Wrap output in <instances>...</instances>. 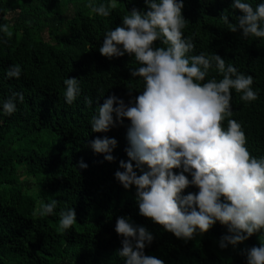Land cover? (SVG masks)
Instances as JSON below:
<instances>
[{"label":"trees","instance_id":"trees-1","mask_svg":"<svg viewBox=\"0 0 264 264\" xmlns=\"http://www.w3.org/2000/svg\"><path fill=\"white\" fill-rule=\"evenodd\" d=\"M183 15L188 21L184 35L193 36L195 50L219 54L240 72L254 78L258 99L245 102L242 93L232 90V116L242 124L247 148L264 157V38H242L231 32L220 19L225 13L231 23L242 15L231 8L233 0H183ZM253 8L261 0H247ZM88 0H0V100L22 92L24 102L12 115L0 112V264H124L116 255L122 237L115 231L118 217L126 216L146 227L155 237L145 253L165 264H247L246 252L259 247L264 230L237 246H219L225 225L217 222L206 233L183 240L166 231L151 218L140 215L136 187L125 189L115 178L120 161H128L127 126L107 133L91 130L90 119L96 108L113 94L125 103L143 91L142 78H133L131 68L140 64L134 56L109 59L99 52L104 34L121 25L132 9L145 10L144 0H115L111 15L91 12ZM108 0H96V4ZM154 47H165L160 41ZM20 64L19 79L8 78L6 70ZM81 81V96L65 103V78ZM221 79L215 69L207 79ZM206 82V81H205ZM99 98L97 104V97ZM85 97L93 104L89 107ZM227 126V119L223 122ZM30 146L15 147L32 133ZM108 136L118 141L105 160L91 142ZM42 148H36L37 145ZM81 160L88 165L80 168ZM135 168V162L133 161ZM142 174L140 169H135ZM147 171V166H144ZM179 173L181 169H174ZM186 175H189L185 173ZM189 179L191 176L189 175ZM189 186L183 195L196 193ZM57 200L56 214L33 215L41 201ZM223 199V198H222ZM74 208L77 222L66 231L59 229L61 209Z\"/></svg>","mask_w":264,"mask_h":264},{"label":"clouds","instance_id":"clouds-1","mask_svg":"<svg viewBox=\"0 0 264 264\" xmlns=\"http://www.w3.org/2000/svg\"><path fill=\"white\" fill-rule=\"evenodd\" d=\"M144 2L146 9L134 8L124 15L121 25L104 34L99 48L109 59L134 56L140 67L131 68L130 74L142 78L143 91L128 103L113 94L99 105L103 96L99 95L96 113L90 119L91 130L107 133L123 126L125 119L130 121L126 148L130 159L121 160L123 170L114 175L125 189L136 187L140 215L185 241L208 232L219 222L229 233L221 238L220 248L237 246L264 230V157L250 153L242 124L228 119L233 114L232 90L242 93V101L258 99L252 87L254 78L219 54L189 55L196 45L193 36L184 35L188 21L183 15V0ZM87 7L108 17L116 3L108 0L97 5L96 0H88ZM231 8L242 15L236 17L237 23L230 22L226 11L221 15L228 30L242 32L244 39L264 38V0L255 8L247 0H233ZM0 31L7 32L8 26L0 25ZM156 41L165 47H154ZM213 68L222 78L206 80ZM21 75L20 64L6 70L8 78L19 79ZM63 83L65 103L72 105L81 96V81L67 77ZM24 99L22 92H13L0 100V112L12 115ZM85 103L91 107L93 100L85 97ZM117 144L115 138L97 137L91 148L112 162L115 157L111 153ZM79 167L88 165L81 160ZM189 186L199 191L183 195ZM57 204L55 199L41 201L33 215H54ZM76 222L74 208L60 210L61 231L71 229ZM115 231L122 237L116 255L124 264H165L146 255L145 249L155 237L131 217H118ZM246 256L247 264H264V239L259 247L248 249Z\"/></svg>","mask_w":264,"mask_h":264},{"label":"rangeland","instance_id":"rangeland-1","mask_svg":"<svg viewBox=\"0 0 264 264\" xmlns=\"http://www.w3.org/2000/svg\"><path fill=\"white\" fill-rule=\"evenodd\" d=\"M37 133H32L30 136H28L26 139H24L23 141H19L15 144V147H23V148H26V147H29L30 146V142L32 140H34V138L36 137ZM34 145H37L34 144ZM36 148H42L40 145H37ZM189 264H195L193 263L191 260L189 261Z\"/></svg>","mask_w":264,"mask_h":264}]
</instances>
